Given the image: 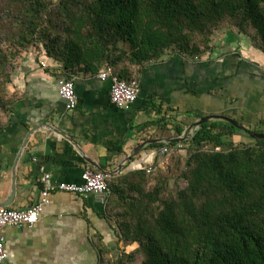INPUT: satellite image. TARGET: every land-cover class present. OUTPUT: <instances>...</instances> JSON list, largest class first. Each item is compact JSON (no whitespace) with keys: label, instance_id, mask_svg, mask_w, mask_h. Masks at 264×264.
Returning <instances> with one entry per match:
<instances>
[{"label":"trees","instance_id":"obj_1","mask_svg":"<svg viewBox=\"0 0 264 264\" xmlns=\"http://www.w3.org/2000/svg\"><path fill=\"white\" fill-rule=\"evenodd\" d=\"M8 8L16 32L0 50L1 128L17 101L8 67L18 49L43 47L69 77L109 66L126 81L165 58H203L223 30L264 52V0H10ZM168 144L183 148L166 171L109 180L105 214L118 245H101L100 264H264V139L217 121Z\"/></svg>","mask_w":264,"mask_h":264},{"label":"crops","instance_id":"obj_2","mask_svg":"<svg viewBox=\"0 0 264 264\" xmlns=\"http://www.w3.org/2000/svg\"><path fill=\"white\" fill-rule=\"evenodd\" d=\"M212 48L197 60L165 58L149 65L140 78L139 99L129 110L112 103L111 81H102L100 72L69 77L45 55H27L12 80L13 113L0 127V208L7 202L13 210L32 207L45 173L54 184H82L87 169L111 173L123 164L112 177L147 170L157 164L164 146L142 144L161 139L155 144H166L180 138L175 133L182 127L184 142H190L194 132L185 135L186 130L207 116H226L247 131L264 133V52L237 29L219 32ZM68 79L76 86L74 111L59 95L60 83ZM35 126L39 129L16 165ZM3 235V264H100L101 245L112 250L118 245L115 223L98 197L67 192L51 196L36 225L7 227Z\"/></svg>","mask_w":264,"mask_h":264},{"label":"built area","instance_id":"obj_3","mask_svg":"<svg viewBox=\"0 0 264 264\" xmlns=\"http://www.w3.org/2000/svg\"><path fill=\"white\" fill-rule=\"evenodd\" d=\"M41 65L43 67H47L46 63H42ZM99 77L102 81H111V101L116 107L122 110H129L136 104L140 95L139 80H122L114 74L113 69L109 66L100 72ZM59 95L66 102V109L68 111H74L77 108L78 97L73 79H68L60 83ZM182 148V145L171 147L168 143H166L161 150L160 159L157 164L148 168L146 172L148 174H154L159 171H166L173 152ZM220 150V148H217V151ZM111 178L112 175L108 172H95L87 169L82 175V184H54L50 174H43L41 178V195L39 200L32 207L25 210L0 208V264H3V262L7 259L5 238L3 235L5 228L11 226L33 227L36 225L39 222L40 216L42 215L45 207L50 204L51 196L57 192H67L82 196L94 195L98 197L103 206H106L111 196V189L108 184Z\"/></svg>","mask_w":264,"mask_h":264},{"label":"rangeland","instance_id":"obj_4","mask_svg":"<svg viewBox=\"0 0 264 264\" xmlns=\"http://www.w3.org/2000/svg\"><path fill=\"white\" fill-rule=\"evenodd\" d=\"M9 2L10 0H2V2L0 1V50H4V51H9L10 50V39L14 36L15 32H14V23H16V21L14 20V11H11L8 6H9ZM58 0H53V3H57ZM14 32V33H13ZM57 33V31H56ZM60 34V32H59ZM13 49V48H12ZM44 48L43 47H39V46H31L28 49H26V51L23 52V49H18L17 53L20 54V56L16 59H13L10 64V66L8 67V71L11 69V65H12V80L14 79L15 76V72L18 68L19 65H21V63L23 62V60L25 59V57L27 55H31V54H39L41 55L43 53ZM13 53H16V51H13ZM12 84L11 83L8 86V90L10 92V94H12ZM206 150H208L209 148H205ZM122 249H124V246L122 245L121 247ZM116 249H114L113 251H115ZM131 250H133L132 248H129L128 251L130 252Z\"/></svg>","mask_w":264,"mask_h":264},{"label":"water","instance_id":"obj_5","mask_svg":"<svg viewBox=\"0 0 264 264\" xmlns=\"http://www.w3.org/2000/svg\"><path fill=\"white\" fill-rule=\"evenodd\" d=\"M212 121H223L225 123H228L232 126H234L235 128L241 130V131H244L250 138L254 139V140H263L264 139V134H257L256 132H253V131H247L246 128L240 124L239 122H237L236 120L232 119V118H229V117H226V116H207V117H204L200 120H198L197 122H195L193 125H191L187 130H186V133L185 135H187L191 130L194 132V136L196 135V133L200 130V128L206 124V123H209V122H212ZM39 128L37 126L33 127L29 133H28V136L25 140V143H24V146L23 148L21 149V153L17 159V163L16 165L18 164L19 160H20V157H21V154L23 152V149L25 148L26 144H27V141L28 139L30 138V136L36 131L38 130ZM184 138L183 136L180 137V138H176V139H171V140H167L165 142H168V143H174V144H179V143H184ZM161 142H164L162 139L161 140H151V141H148L144 144L141 145L140 148H144L145 146L147 145H150V144H155V143H161ZM139 148V149H140ZM122 167H123V164L119 166V168L114 171V172H108L110 173L111 175H116L118 174L121 170H122ZM16 168L17 166L15 167L14 169V172H13V186H12V194H11V197L10 199H14L15 195H16V185H15V181H16ZM102 172H106V171H103ZM9 201H12L10 200ZM10 202H7L6 204H2L1 207H10Z\"/></svg>","mask_w":264,"mask_h":264}]
</instances>
